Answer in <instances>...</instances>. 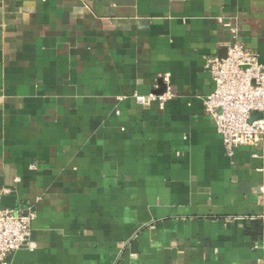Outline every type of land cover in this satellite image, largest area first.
I'll list each match as a JSON object with an SVG mask.
<instances>
[{
	"label": "crops",
	"instance_id": "1",
	"mask_svg": "<svg viewBox=\"0 0 264 264\" xmlns=\"http://www.w3.org/2000/svg\"><path fill=\"white\" fill-rule=\"evenodd\" d=\"M233 34L264 62V0H0V200L36 211L7 264H264V158L205 110Z\"/></svg>",
	"mask_w": 264,
	"mask_h": 264
},
{
	"label": "built area",
	"instance_id": "2",
	"mask_svg": "<svg viewBox=\"0 0 264 264\" xmlns=\"http://www.w3.org/2000/svg\"><path fill=\"white\" fill-rule=\"evenodd\" d=\"M206 66L214 88L205 98V110L215 119L225 153L232 157L238 147L252 145L257 148L254 156L264 158V62L260 55L233 34L226 56H211ZM159 82L165 92H151L146 97L137 96V100L155 101L164 108L175 94L170 91V75L161 76ZM254 112L261 116L251 119ZM260 190L264 191V185ZM35 218L36 211L29 205L15 209L0 207V264H7L8 256L17 250L33 249Z\"/></svg>",
	"mask_w": 264,
	"mask_h": 264
},
{
	"label": "water",
	"instance_id": "3",
	"mask_svg": "<svg viewBox=\"0 0 264 264\" xmlns=\"http://www.w3.org/2000/svg\"><path fill=\"white\" fill-rule=\"evenodd\" d=\"M227 54V51H226ZM226 54L220 55L221 57H225ZM163 90H160L159 93H162ZM261 116V113L259 112H254L252 114V118L251 119H255V118H259ZM0 207L2 209L5 208H10V209H15L16 208V198L14 195H4L2 196L1 200H0Z\"/></svg>",
	"mask_w": 264,
	"mask_h": 264
}]
</instances>
